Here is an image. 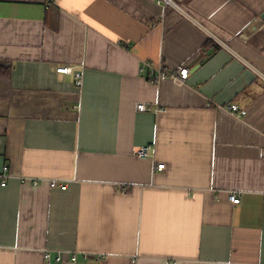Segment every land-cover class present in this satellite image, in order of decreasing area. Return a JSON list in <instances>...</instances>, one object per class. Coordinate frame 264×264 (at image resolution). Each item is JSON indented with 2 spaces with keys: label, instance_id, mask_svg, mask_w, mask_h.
<instances>
[{
  "label": "crops",
  "instance_id": "obj_1",
  "mask_svg": "<svg viewBox=\"0 0 264 264\" xmlns=\"http://www.w3.org/2000/svg\"><path fill=\"white\" fill-rule=\"evenodd\" d=\"M5 168L0 264H264V0H0Z\"/></svg>",
  "mask_w": 264,
  "mask_h": 264
},
{
  "label": "built area",
  "instance_id": "obj_2",
  "mask_svg": "<svg viewBox=\"0 0 264 264\" xmlns=\"http://www.w3.org/2000/svg\"><path fill=\"white\" fill-rule=\"evenodd\" d=\"M49 2H55V0H48ZM165 4L168 5L171 3V0H164ZM145 68L150 70L151 77L153 82L160 86L164 81L171 80L172 82L183 85L189 77V68L187 66H180L176 69L169 70L165 68L163 65L159 67L153 66L152 63H145ZM57 73L59 74H74L77 79V85H83V71L81 70L78 73H74L73 69L68 66H61L57 68ZM138 109L142 112L149 111L151 108H147L145 105H139ZM233 114H236L239 117L246 115V111L241 110L239 106L232 105L230 108ZM151 147L141 148L136 156L141 159L151 158L154 159V156L150 154ZM166 169L165 164H158L154 166V172L163 171ZM13 175L9 173L8 168H5L4 171L0 174V179L2 180L1 185L5 187L7 185V179L11 178ZM18 179L21 183L32 184L34 187H38L42 183H48L51 189H61L62 191H67L69 188L68 181L60 180V179H48V178H32V177H24L18 176ZM229 200L233 205H239L241 202V196L239 192H230ZM62 253L49 251L45 255V259L49 264L59 263L62 261ZM74 260H76V255L72 256Z\"/></svg>",
  "mask_w": 264,
  "mask_h": 264
},
{
  "label": "trees",
  "instance_id": "obj_3",
  "mask_svg": "<svg viewBox=\"0 0 264 264\" xmlns=\"http://www.w3.org/2000/svg\"><path fill=\"white\" fill-rule=\"evenodd\" d=\"M7 72H8V74H6V76H9V75H10V73H11V72H10V70H8Z\"/></svg>",
  "mask_w": 264,
  "mask_h": 264
},
{
  "label": "water",
  "instance_id": "obj_4",
  "mask_svg": "<svg viewBox=\"0 0 264 264\" xmlns=\"http://www.w3.org/2000/svg\"><path fill=\"white\" fill-rule=\"evenodd\" d=\"M212 53V51H210L209 53H208V55H210Z\"/></svg>",
  "mask_w": 264,
  "mask_h": 264
}]
</instances>
